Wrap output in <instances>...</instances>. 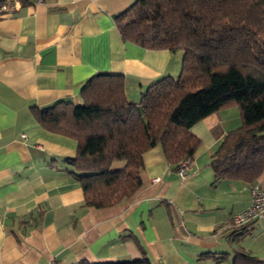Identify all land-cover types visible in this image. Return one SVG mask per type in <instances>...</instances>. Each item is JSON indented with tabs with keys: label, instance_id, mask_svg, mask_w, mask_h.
I'll return each instance as SVG.
<instances>
[{
	"label": "crops",
	"instance_id": "0c3cea01",
	"mask_svg": "<svg viewBox=\"0 0 264 264\" xmlns=\"http://www.w3.org/2000/svg\"><path fill=\"white\" fill-rule=\"evenodd\" d=\"M133 1L0 0V264L142 257L152 264H264V217L232 223L250 203L249 187L264 188V171L253 182L214 181L210 163L240 124L237 106L191 127L200 143L183 177L157 144L142 155L139 188L104 207L85 205L68 171L77 141L32 114L58 101L80 103L81 86L98 72L122 74L132 102L157 80L179 76L182 50L121 37L114 18ZM241 252L255 262L237 257Z\"/></svg>",
	"mask_w": 264,
	"mask_h": 264
},
{
	"label": "trees",
	"instance_id": "16d2710c",
	"mask_svg": "<svg viewBox=\"0 0 264 264\" xmlns=\"http://www.w3.org/2000/svg\"><path fill=\"white\" fill-rule=\"evenodd\" d=\"M114 19L124 40L182 50L181 71L154 82L137 102L126 98L122 74L98 72L81 86L80 103L32 108L45 129L77 141L67 163L85 205L131 196L141 184L142 155L157 144L175 168L192 159L200 140L191 127L232 105L240 124L211 155L214 181L256 180L264 171V0H135ZM116 160L124 166L112 168ZM237 257L255 262L243 252Z\"/></svg>",
	"mask_w": 264,
	"mask_h": 264
},
{
	"label": "built area",
	"instance_id": "2783aa9c",
	"mask_svg": "<svg viewBox=\"0 0 264 264\" xmlns=\"http://www.w3.org/2000/svg\"><path fill=\"white\" fill-rule=\"evenodd\" d=\"M5 9V6L0 7V12ZM191 159L181 160L176 168L179 176L183 177L190 164ZM250 203L242 211L233 216V225L241 226L252 220L264 217V188L258 184H253L249 187Z\"/></svg>",
	"mask_w": 264,
	"mask_h": 264
},
{
	"label": "rangeland",
	"instance_id": "374dc122",
	"mask_svg": "<svg viewBox=\"0 0 264 264\" xmlns=\"http://www.w3.org/2000/svg\"><path fill=\"white\" fill-rule=\"evenodd\" d=\"M235 108H236V106H235Z\"/></svg>",
	"mask_w": 264,
	"mask_h": 264
}]
</instances>
